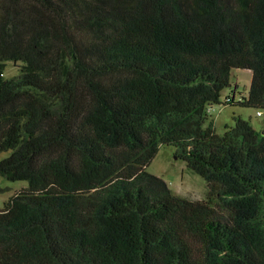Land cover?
Segmentation results:
<instances>
[{
    "label": "trees",
    "instance_id": "1",
    "mask_svg": "<svg viewBox=\"0 0 264 264\" xmlns=\"http://www.w3.org/2000/svg\"><path fill=\"white\" fill-rule=\"evenodd\" d=\"M215 105L264 111V0H0V176L27 183L0 264H264V132ZM163 147L204 200L147 172Z\"/></svg>",
    "mask_w": 264,
    "mask_h": 264
},
{
    "label": "rangeland",
    "instance_id": "2",
    "mask_svg": "<svg viewBox=\"0 0 264 264\" xmlns=\"http://www.w3.org/2000/svg\"><path fill=\"white\" fill-rule=\"evenodd\" d=\"M19 64L7 62L2 64L3 80H10L20 74ZM251 72L234 69L230 74V86L222 92L221 102L228 96L235 98L247 96L251 83ZM233 97V96H232ZM257 116L255 109H246L231 105H215L209 114V120H213L216 134L222 135L225 127L233 125V117H241L250 121L254 129L264 132V111ZM10 152L0 153V160L7 158ZM147 172L159 177L167 183L168 187L176 195L193 201L206 198V182L198 175L191 172L186 164L174 157L171 148H160L156 157L147 168ZM27 187L25 181L10 182L0 176V208L14 194Z\"/></svg>",
    "mask_w": 264,
    "mask_h": 264
},
{
    "label": "built area",
    "instance_id": "3",
    "mask_svg": "<svg viewBox=\"0 0 264 264\" xmlns=\"http://www.w3.org/2000/svg\"><path fill=\"white\" fill-rule=\"evenodd\" d=\"M227 102H229V99L226 97L223 103H227ZM212 111H213V107H207L206 108V113L207 114H210ZM256 115L257 116H261V113L260 112H257Z\"/></svg>",
    "mask_w": 264,
    "mask_h": 264
},
{
    "label": "crops",
    "instance_id": "4",
    "mask_svg": "<svg viewBox=\"0 0 264 264\" xmlns=\"http://www.w3.org/2000/svg\"><path fill=\"white\" fill-rule=\"evenodd\" d=\"M233 96V98H234V100L237 102L241 97H246V96H241L240 98H235V96L234 95H232Z\"/></svg>",
    "mask_w": 264,
    "mask_h": 264
}]
</instances>
